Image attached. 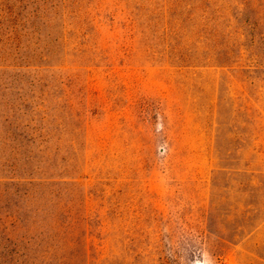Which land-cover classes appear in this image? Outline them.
<instances>
[{"label": "rangeland", "instance_id": "obj_1", "mask_svg": "<svg viewBox=\"0 0 264 264\" xmlns=\"http://www.w3.org/2000/svg\"><path fill=\"white\" fill-rule=\"evenodd\" d=\"M0 264H264V0H0Z\"/></svg>", "mask_w": 264, "mask_h": 264}]
</instances>
